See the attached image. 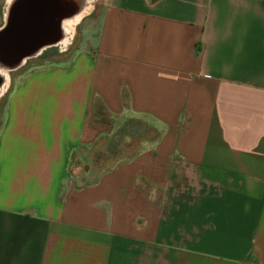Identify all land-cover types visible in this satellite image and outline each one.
I'll list each match as a JSON object with an SVG mask.
<instances>
[{
	"label": "crops",
	"instance_id": "1",
	"mask_svg": "<svg viewBox=\"0 0 264 264\" xmlns=\"http://www.w3.org/2000/svg\"><path fill=\"white\" fill-rule=\"evenodd\" d=\"M97 8L68 66L0 96V264H264V0ZM115 121L157 137L72 171Z\"/></svg>",
	"mask_w": 264,
	"mask_h": 264
},
{
	"label": "rangeland",
	"instance_id": "2",
	"mask_svg": "<svg viewBox=\"0 0 264 264\" xmlns=\"http://www.w3.org/2000/svg\"><path fill=\"white\" fill-rule=\"evenodd\" d=\"M71 4V0L67 1V8ZM98 0L93 5L92 11L85 15L79 24L75 26V31L67 40V44L64 45L61 42H55L47 44L39 52H34L23 62L17 63L14 66H8L0 62V66L9 69V87H12L16 82H19L25 74L34 70L45 69L54 66H68L75 55L81 38H84L87 28L97 29L99 26V19L101 17L100 10L97 8ZM9 2L8 0H0V28L5 25L6 14L8 12ZM79 10L73 8L72 11H67L64 18L74 16ZM60 24V23H58ZM60 32V31H59ZM97 32V31H96ZM1 79V78H0ZM2 102H0L1 104ZM97 120L106 121L107 116L103 114ZM114 132L111 134L110 143L107 146L106 138H103L99 144V148L90 151H83L80 155H75L72 160L71 170L79 171L85 169L83 161L80 160L81 154H85L88 159L90 157H96L98 161L97 172L101 173L105 169L114 166L128 157L136 154L142 150L144 142L152 140L157 137V133L152 132V128L148 126L138 124L135 121L123 122L115 121Z\"/></svg>",
	"mask_w": 264,
	"mask_h": 264
},
{
	"label": "water",
	"instance_id": "3",
	"mask_svg": "<svg viewBox=\"0 0 264 264\" xmlns=\"http://www.w3.org/2000/svg\"><path fill=\"white\" fill-rule=\"evenodd\" d=\"M58 13L51 0H18L10 28L0 33V62L14 66L52 43L58 31L47 30Z\"/></svg>",
	"mask_w": 264,
	"mask_h": 264
},
{
	"label": "bare ground",
	"instance_id": "4",
	"mask_svg": "<svg viewBox=\"0 0 264 264\" xmlns=\"http://www.w3.org/2000/svg\"><path fill=\"white\" fill-rule=\"evenodd\" d=\"M67 1L68 0H51V3H53V8H58L59 13L58 17L56 18L57 20H55L56 22L54 24V30H52L51 28L47 30L58 31L54 34V41L57 42L59 39H61L62 44L64 45H66L67 40L72 37L75 31V26L79 24V22L85 15L89 14L92 11L93 5L96 2V0H71V6L67 8ZM8 2L9 8L5 19L6 24L3 28L0 29V33L10 28L12 24V16L14 15L15 6L17 5L18 0H8ZM77 7H79V10L74 16L64 18V16L67 14V11H72L73 8L76 9ZM23 61L24 60H22V62ZM7 71H9V69L0 66V96L5 92L8 86L9 76Z\"/></svg>",
	"mask_w": 264,
	"mask_h": 264
},
{
	"label": "trees",
	"instance_id": "5",
	"mask_svg": "<svg viewBox=\"0 0 264 264\" xmlns=\"http://www.w3.org/2000/svg\"><path fill=\"white\" fill-rule=\"evenodd\" d=\"M7 105H8V100L7 99H5L0 104V129H1L2 124H3V120H4L6 109H7Z\"/></svg>",
	"mask_w": 264,
	"mask_h": 264
},
{
	"label": "flooded vegetation",
	"instance_id": "6",
	"mask_svg": "<svg viewBox=\"0 0 264 264\" xmlns=\"http://www.w3.org/2000/svg\"><path fill=\"white\" fill-rule=\"evenodd\" d=\"M57 42H61V43H62V40H61V39H59Z\"/></svg>",
	"mask_w": 264,
	"mask_h": 264
}]
</instances>
